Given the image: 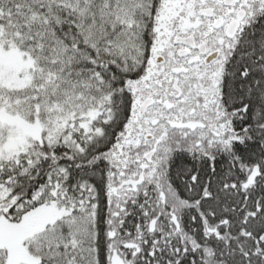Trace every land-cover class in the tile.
Masks as SVG:
<instances>
[{"label":"snow or ice","instance_id":"snow-or-ice-1","mask_svg":"<svg viewBox=\"0 0 264 264\" xmlns=\"http://www.w3.org/2000/svg\"><path fill=\"white\" fill-rule=\"evenodd\" d=\"M0 264H264V0H0Z\"/></svg>","mask_w":264,"mask_h":264}]
</instances>
